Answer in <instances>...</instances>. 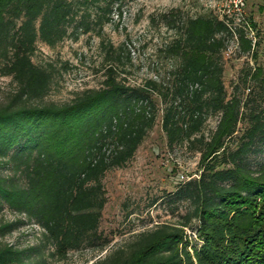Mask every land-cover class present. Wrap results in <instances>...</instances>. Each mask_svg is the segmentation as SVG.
Segmentation results:
<instances>
[{
    "label": "trees",
    "instance_id": "16d2710c",
    "mask_svg": "<svg viewBox=\"0 0 264 264\" xmlns=\"http://www.w3.org/2000/svg\"><path fill=\"white\" fill-rule=\"evenodd\" d=\"M134 1L0 0V73L15 85L0 103V213L25 215L41 228L35 244L19 248L3 239L21 219L0 222V264H51L105 249L103 179L134 157L159 113L168 144L188 142L200 154V173L169 199L186 211L177 224L140 232L92 264H264V163L252 161L264 151V63L243 67L231 94L223 80L231 41L258 59L243 22L171 9L161 15L175 33L165 47L175 61L166 82L130 86L110 68L101 88L65 103L46 100L55 71L35 62L38 43L100 34ZM110 53L117 59L116 49ZM194 220L202 244L188 247Z\"/></svg>",
    "mask_w": 264,
    "mask_h": 264
},
{
    "label": "rangeland",
    "instance_id": "374dc122",
    "mask_svg": "<svg viewBox=\"0 0 264 264\" xmlns=\"http://www.w3.org/2000/svg\"><path fill=\"white\" fill-rule=\"evenodd\" d=\"M221 3L222 0H137L125 5L121 15L115 14L100 34H82L77 40L68 38L55 47L39 42L35 62L50 64L55 71L46 100L65 103L85 90L101 88L110 68L114 69L117 80L126 85H141L147 79L166 82L175 61L166 55L165 47L175 33L162 21V13L175 9L181 16L220 14ZM246 12L255 24L258 59L242 54L236 43L230 42L223 53V80L228 94L233 92L243 67L264 63V0H247ZM112 48L116 49L117 59L110 53ZM14 88L11 78L0 73V103L6 101ZM217 121V116L208 119L206 135L216 127ZM263 158L264 151L252 155L256 166L264 163ZM199 159L200 154L190 149L188 142L168 144L159 113L134 157L123 167L108 170L103 179L107 202L100 229L111 238L110 244L103 250L70 252L65 259L51 264H92L133 241L140 232L162 223L177 224L178 213H185L187 204L169 201L170 195L181 183L200 173ZM18 219L22 222L4 242L19 248L35 244L41 233L37 224L8 209L0 213V222ZM186 233L191 239L188 247L194 242L197 246L202 244L196 220L186 228Z\"/></svg>",
    "mask_w": 264,
    "mask_h": 264
},
{
    "label": "built area",
    "instance_id": "2783aa9c",
    "mask_svg": "<svg viewBox=\"0 0 264 264\" xmlns=\"http://www.w3.org/2000/svg\"><path fill=\"white\" fill-rule=\"evenodd\" d=\"M247 0H222L219 6L220 15L225 16L226 19L232 18L237 22H243L244 28L247 30V34L255 41V33L248 21L247 12Z\"/></svg>",
    "mask_w": 264,
    "mask_h": 264
}]
</instances>
